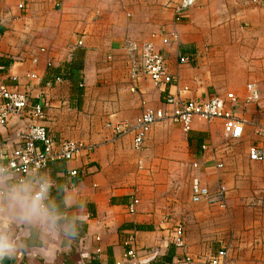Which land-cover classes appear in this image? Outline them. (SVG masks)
Returning a JSON list of instances; mask_svg holds the SVG:
<instances>
[{
	"label": "crops",
	"instance_id": "0c3cea01",
	"mask_svg": "<svg viewBox=\"0 0 264 264\" xmlns=\"http://www.w3.org/2000/svg\"><path fill=\"white\" fill-rule=\"evenodd\" d=\"M180 3L0 0V90L27 93L31 107L49 103L43 118L24 113V120L13 116L0 125V142L12 147L20 125L37 123L57 144L86 146L75 159L50 161L39 171L66 188L69 205L62 210L83 222L78 238L14 227V234L24 232L25 250L0 264H49V258L52 264H179L185 254L191 264H208L224 249L225 264H264V160L249 158L251 145L264 148V135L257 134L264 126V0H197L176 20ZM147 42L162 53L170 83L134 74L137 60L128 46ZM251 82L261 94L256 102L246 99ZM229 92L247 121L237 141L227 140L221 120L197 119L180 144L182 127L163 120L138 149L134 133L117 136L109 126L135 123L148 108L172 109L170 95L204 101ZM195 178L211 192L225 185L227 208L193 201ZM52 197L61 199L55 188ZM179 225L184 249L174 244ZM131 235L137 255L126 258Z\"/></svg>",
	"mask_w": 264,
	"mask_h": 264
},
{
	"label": "built area",
	"instance_id": "2783aa9c",
	"mask_svg": "<svg viewBox=\"0 0 264 264\" xmlns=\"http://www.w3.org/2000/svg\"><path fill=\"white\" fill-rule=\"evenodd\" d=\"M197 0H181L180 5L176 8L175 18L180 20L184 17ZM23 7V4L20 5ZM177 38V34H173ZM175 39V38H174ZM83 41H79L82 45ZM131 55H134L137 62H134L135 73L148 75L156 85L168 84L172 81V76L165 67V60L162 53L153 42H147L143 45L131 43L128 46ZM133 60V61H134ZM186 62L184 58L182 60ZM1 68V66H0ZM140 75V74H139ZM32 80L38 78L36 74L28 75ZM247 101L256 102L260 100L261 94L256 83H248ZM166 103L172 106V109L166 110L163 108H148L134 123L119 121L111 123L115 135L124 136L130 133L135 134V147L141 149L150 133L152 127L163 120H169L180 125L185 132L192 129L195 120H201L211 123L215 120L223 122L224 132L227 140L237 141L242 139L247 121L239 114L237 108V95L234 92H229L225 97L213 96L208 100L197 101L193 99H183L179 96L170 95L166 98ZM48 102L42 104L29 105V96L27 93L11 90L5 86L0 90V125L7 124L11 117L19 116L23 119L24 113L28 117L43 118L45 116L44 109L48 106ZM17 140L12 147L6 143L0 142V169H5L12 174L26 176L30 172H39L43 170L50 161L64 159L73 160L81 151L86 149L82 143L63 140L59 144L51 137L48 129L41 124H23L17 130ZM257 134L264 135V126L257 129ZM38 144L42 146L38 148ZM59 145V148H56ZM249 158L253 162H261L264 160V148L259 145H251L249 147ZM197 168L198 164L193 165ZM219 168H223V163H218ZM71 175H76L77 171L72 170ZM227 188L225 185H220L217 192L203 185L199 178H195L192 185L193 201H207L210 204L218 205L222 208H227ZM138 199L135 200L137 204ZM131 211H134V205L131 206ZM100 240V237H96ZM135 242L134 236H130L125 244L131 245V248L125 252V257L133 258L137 255L133 247ZM174 244L181 249L185 248V230L182 225H179L174 233ZM103 250L101 246H96L94 253L100 258ZM227 250L220 251L217 256L211 257L208 264H225ZM179 264H191L192 258L185 254L184 260H178ZM89 264L92 262L89 260ZM100 264H104L101 262ZM122 264V261L116 262Z\"/></svg>",
	"mask_w": 264,
	"mask_h": 264
},
{
	"label": "clouds",
	"instance_id": "9594fccd",
	"mask_svg": "<svg viewBox=\"0 0 264 264\" xmlns=\"http://www.w3.org/2000/svg\"><path fill=\"white\" fill-rule=\"evenodd\" d=\"M53 188L61 197L59 202L52 197ZM68 205L66 188L57 185L49 174L30 172L21 177L0 169V262L25 250L20 239L24 232L16 235L14 227L77 239L83 222L77 223L65 215L62 206ZM79 206L84 207L83 202ZM49 264H52V258H49Z\"/></svg>",
	"mask_w": 264,
	"mask_h": 264
},
{
	"label": "rangeland",
	"instance_id": "374dc122",
	"mask_svg": "<svg viewBox=\"0 0 264 264\" xmlns=\"http://www.w3.org/2000/svg\"><path fill=\"white\" fill-rule=\"evenodd\" d=\"M179 134V133H178ZM185 134H186V132H184L183 130H182V132L180 133V144L181 143H184V141H185V139H186V137H185ZM227 188V187H226ZM218 190V189H217ZM217 190H216V192H217ZM228 193H229V191H227V199H228Z\"/></svg>",
	"mask_w": 264,
	"mask_h": 264
}]
</instances>
